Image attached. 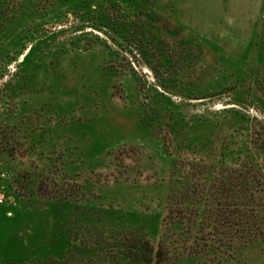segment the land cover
<instances>
[{
    "label": "rangeland",
    "instance_id": "rangeland-1",
    "mask_svg": "<svg viewBox=\"0 0 264 264\" xmlns=\"http://www.w3.org/2000/svg\"><path fill=\"white\" fill-rule=\"evenodd\" d=\"M181 6L0 0V264H264V0Z\"/></svg>",
    "mask_w": 264,
    "mask_h": 264
},
{
    "label": "crops",
    "instance_id": "crops-1",
    "mask_svg": "<svg viewBox=\"0 0 264 264\" xmlns=\"http://www.w3.org/2000/svg\"><path fill=\"white\" fill-rule=\"evenodd\" d=\"M180 2L182 5L181 7H197L198 10H199L198 7H209V10L208 11L205 10L206 12H204V15H203V22L204 23L208 22L206 23V25L208 24L210 26H215L216 24L214 23V21L219 20V21H223L225 26L237 27L243 24L242 21L238 23V21L236 20V19H240L239 16L242 17V12L239 9H237V7H256L257 5H259L260 7L262 0H259V1L258 0H180ZM211 7H235V9L232 10V13H233V15H231L232 17L230 16L229 10L225 9V10H222L221 12V15H220L221 18L216 19L213 14L214 10L211 9ZM197 9L193 10V8H191V9H188L187 11L194 13L195 11L198 12ZM244 10H246V8ZM210 22H213V23H210ZM185 25L191 27V24L189 23H185Z\"/></svg>",
    "mask_w": 264,
    "mask_h": 264
},
{
    "label": "trees",
    "instance_id": "trees-1",
    "mask_svg": "<svg viewBox=\"0 0 264 264\" xmlns=\"http://www.w3.org/2000/svg\"><path fill=\"white\" fill-rule=\"evenodd\" d=\"M137 62H142L143 64L147 65L146 61L142 57L137 58ZM205 64L202 65V70H207V67L210 68L212 65H215V62L210 61L209 63L204 62ZM210 65V66H207ZM191 66V73L186 77V81L190 82L191 79L195 77L193 71H194V66ZM184 94H181L180 97H183ZM2 153V151H0ZM258 213L264 212V207L262 208L261 206L257 207ZM260 210V211H259ZM264 241V236L263 240ZM257 241L255 240L254 243ZM162 248L158 245L154 247L153 243L145 238L137 239L131 247L126 249L125 251V256L130 259L132 262L135 264H160L162 261H159V257L161 255Z\"/></svg>",
    "mask_w": 264,
    "mask_h": 264
},
{
    "label": "built area",
    "instance_id": "built-area-1",
    "mask_svg": "<svg viewBox=\"0 0 264 264\" xmlns=\"http://www.w3.org/2000/svg\"><path fill=\"white\" fill-rule=\"evenodd\" d=\"M3 202H4V201H3V199H2V198H0V204H3Z\"/></svg>",
    "mask_w": 264,
    "mask_h": 264
}]
</instances>
